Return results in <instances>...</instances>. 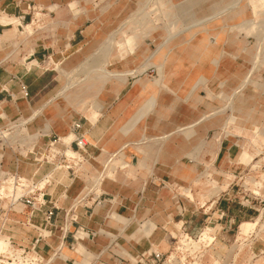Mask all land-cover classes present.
<instances>
[{
  "label": "rangeland",
  "instance_id": "1",
  "mask_svg": "<svg viewBox=\"0 0 264 264\" xmlns=\"http://www.w3.org/2000/svg\"><path fill=\"white\" fill-rule=\"evenodd\" d=\"M88 6L70 45L62 38L36 62L20 56L25 71L30 68L20 72L24 86L29 82L33 94L20 85L9 116L0 117V264H54L59 253L48 247L45 254V245L61 241L56 223L67 231L64 241L76 230L93 239L97 232L81 224L72 229L75 211L56 221L52 195L66 191L72 179L83 193H96L104 170L110 176L136 169L158 159L164 147L186 165L198 158L195 177L186 184L152 176L140 184L130 217L154 243L134 257L119 253L113 264H137L141 255L143 264H264V0H102ZM5 14L0 19L7 23ZM14 23L21 25L19 34L30 23L37 42L67 34L40 10ZM214 33L221 35L216 46L223 57L216 70L208 63L199 69L190 48L200 39L213 44ZM199 76L205 83L192 90ZM156 79L168 87L156 88L157 100L147 108L142 85ZM111 91L119 92L115 103L124 101L119 108L101 102L107 92L109 101L116 98ZM46 112L57 129L72 134L74 156L46 132ZM78 136L86 143L82 149L74 144ZM90 148L104 152L101 165ZM242 151L249 160L240 158ZM85 197L76 204L87 205L89 214L99 199ZM26 199L31 203L24 205ZM35 215L41 226L31 225ZM75 243L70 248L78 258L65 264H91L81 240ZM153 253L160 259L152 262Z\"/></svg>",
  "mask_w": 264,
  "mask_h": 264
},
{
  "label": "crops",
  "instance_id": "2",
  "mask_svg": "<svg viewBox=\"0 0 264 264\" xmlns=\"http://www.w3.org/2000/svg\"><path fill=\"white\" fill-rule=\"evenodd\" d=\"M100 2H102V0H0V13L5 12V15L9 20L6 23V21L0 19V108L5 112L0 113V117L7 119L6 114L9 116L8 112L12 100V98H10L11 95H16L18 93L21 84L25 85L24 82L26 77L24 74L21 75L20 72H28L30 68L26 67L28 69L25 71L23 68V66H25L23 58H32L30 62H36L38 59H43L47 52L46 48L54 47V44L59 45V42L63 40L62 38L68 39V45H70V40L73 41L77 36L76 22L80 20V16L88 11V5L91 4L94 8L98 6ZM34 10H40L43 15H53L58 26L67 30L66 36L58 34L54 41L52 40L50 42L49 39H42L41 42H37L35 38H31L32 25L30 23L24 25L23 31L19 34L18 30L21 25L19 23H16L15 25L14 21L18 22L26 19ZM0 18L2 17L0 16ZM3 27H6L7 29H3ZM215 36L216 33H214L213 44L209 43L206 39H200L196 46L194 45L190 48V54L199 62V69L205 63H208L207 65L210 71L218 68L223 57V51L220 52L216 46L221 35H219V39L215 38ZM25 55L28 56L26 57ZM255 66L256 65H253L252 69H255ZM158 69L161 70V65ZM32 70L34 71V69ZM20 78H23L24 80L21 81ZM204 83V77L199 76V79L192 85V90H194L198 84L203 85ZM26 85L29 94L32 96L33 91L31 85L29 82L26 83ZM261 86L263 88L262 91H264V81ZM158 87L168 86L163 83L162 80L159 81L157 79L152 85L147 83L142 85V91L149 93L147 108L148 106L151 107L155 104L158 95L155 91ZM111 93L116 95V98L112 96V99L109 101V98H107V92V94L101 95L102 104L111 106V108H113V105L115 104L118 105V108L119 106H122L124 101L120 100L118 103H115L119 92L111 91ZM131 97L132 94L130 93L125 99L130 100ZM48 103H43L40 109L42 110L45 108ZM22 104L23 103L20 105L22 106ZM143 116L144 114H140L136 121L142 119ZM157 118L158 120L167 123L168 118L164 115L161 116L157 114ZM43 119L47 123L45 124L47 129L46 132L58 136L57 140L59 145L68 149L72 142V138L70 137L71 134H65L66 131L64 129H57L55 127V120L51 112H46ZM178 120L183 121L182 118H179ZM73 122L75 123L76 121ZM179 123L180 125H184V123ZM41 126L43 128L44 123L41 124ZM187 127L188 126H185L183 128ZM41 130L43 131V129ZM197 134H199V132H197ZM218 144L219 147L215 155H217L221 149V142H218ZM101 147H103L102 144L99 146L97 145V148ZM89 151L91 154L95 155L96 160H98L99 165H101L103 158H105L104 152L102 151L99 153V151L93 148H90ZM169 152L170 150L164 147L163 152L160 151L158 159L150 162L144 161L140 167H136V169L134 167V169H130L131 171L118 170L109 176L106 175L104 170L102 177L99 179L98 191L96 193L85 194V192L83 193L85 187L81 186L79 181L75 179H72L71 181L69 180L68 189L66 191H58L52 195V198L57 202L55 210H53L55 215H57L56 221H58L62 215L64 216V213L67 211H75L78 219L76 222H71L72 229H75L76 224L78 223L84 226L87 231L97 232V236L93 237V239H83L79 231L76 230L74 235H72V241L69 242L66 239L64 241L67 231H65L64 227L60 229L62 226L57 225L56 223L54 230L59 226V229H57L55 233H61L60 236H58L61 238V241H59L57 245L56 242H54L55 240L52 241L51 245H45V254L46 252L50 253L49 251H51V249L57 250L59 256L57 259H54V264H65L67 260L78 258L74 249L70 248V245L73 241H76L75 245H78V241L81 240V245L85 254L87 256L91 255V264H113V260L116 259V256L121 252L125 258H129L130 256L134 257L141 251L140 248L153 245V240H149L150 234H143L139 229V226H137L136 223H133V220L130 217L133 213L131 206L139 201L136 193L139 191L140 184L145 180L149 182V178L152 179V176L158 179H173L180 183L187 184L195 177L198 167V158L195 157V159L192 160L194 161L193 164L186 165L182 163L180 159L171 157L173 154ZM239 156L245 161L250 159V156L246 151L240 152ZM98 169L100 170L95 172L96 174L101 171V166H98ZM82 195H86L85 200L90 199L91 202L92 200L99 199L98 202L94 204L89 214L86 209L87 205L81 207V205L77 206L76 204V201L80 199ZM106 195L115 200L112 201L110 198H105ZM142 209L146 211L149 210L145 208ZM36 215L31 219L33 223L31 225L34 227L42 225L41 218L38 219ZM116 217H121V222H118ZM67 230H69V227H67ZM147 231L151 232L149 229ZM3 243V241H0V247H3ZM48 247L50 248L49 251L47 249Z\"/></svg>",
  "mask_w": 264,
  "mask_h": 264
},
{
  "label": "built area",
  "instance_id": "3",
  "mask_svg": "<svg viewBox=\"0 0 264 264\" xmlns=\"http://www.w3.org/2000/svg\"><path fill=\"white\" fill-rule=\"evenodd\" d=\"M21 89H23L24 92H25V94H27V91H26L27 88H26V86H24L23 84H21ZM74 127H79V124H76V123L73 124V128ZM74 144L76 145V147L82 149L85 146L86 143H85V141L83 140L82 137L79 138V136H78V137H75ZM261 181H262L263 188H264V169H263ZM30 203L31 202L28 199H26L24 201V205L30 204ZM51 215H52V211L49 210L48 213H47V216H46V222L47 223H49V220L51 219ZM151 256H152V262H154L155 260L160 259L159 256L157 255V253H153V255H151ZM145 260H146V256L145 255H141L139 257L138 261H137V264H138V262H140V264H143Z\"/></svg>",
  "mask_w": 264,
  "mask_h": 264
},
{
  "label": "bare ground",
  "instance_id": "4",
  "mask_svg": "<svg viewBox=\"0 0 264 264\" xmlns=\"http://www.w3.org/2000/svg\"><path fill=\"white\" fill-rule=\"evenodd\" d=\"M66 88H64V89H66ZM71 138L73 140L72 134H71ZM64 153L66 154V156H74L75 155V152H73L70 148H68V149L65 148Z\"/></svg>",
  "mask_w": 264,
  "mask_h": 264
}]
</instances>
